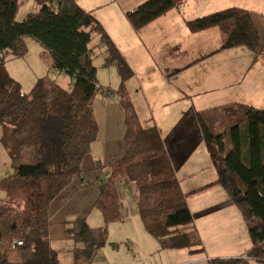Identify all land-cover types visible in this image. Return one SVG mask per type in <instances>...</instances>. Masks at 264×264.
Instances as JSON below:
<instances>
[{
	"label": "trees",
	"instance_id": "trees-1",
	"mask_svg": "<svg viewBox=\"0 0 264 264\" xmlns=\"http://www.w3.org/2000/svg\"><path fill=\"white\" fill-rule=\"evenodd\" d=\"M38 10L22 21L16 15L25 0H0V142L7 148L13 172L0 178V264H60V252L50 239L51 203L78 176L96 140L99 125L94 101L98 93L117 99L124 116L120 154L103 168L93 206L105 225L91 227L86 219L71 222L67 231L76 246L69 264H91L108 241L107 225L122 220L117 181L128 178L138 192L139 213L161 248L202 252L200 235L176 170L165 153L159 128L143 121L128 100L126 81L134 71L95 16L76 0H34ZM186 0H144L127 12L137 30L179 8ZM259 14L230 7L186 21L200 32L219 27V50L246 46L264 53ZM94 34H99L106 64L116 63L121 84L113 90L98 82ZM39 42L56 70L73 79L65 88L57 80L39 78L29 91L5 68L8 57L28 52L24 38ZM217 179L245 219L253 248L264 259V109L230 102L194 111ZM150 121V122H149ZM238 259H214L209 264H233Z\"/></svg>",
	"mask_w": 264,
	"mask_h": 264
},
{
	"label": "crops",
	"instance_id": "crops-1",
	"mask_svg": "<svg viewBox=\"0 0 264 264\" xmlns=\"http://www.w3.org/2000/svg\"><path fill=\"white\" fill-rule=\"evenodd\" d=\"M76 1L99 22L121 21V24L117 23L121 27L119 30L113 28L115 32H112L111 28H107V31L134 71L127 84L138 85L141 90L146 91L147 86L156 83L154 80L150 84L149 78L147 80L145 78L146 73L140 72L135 63H130L127 58V54L130 53L137 55L141 62L146 59L156 64L159 79L176 81L175 86L165 85L164 95L150 94L151 101L153 100L155 105L182 106L181 110L159 120L147 95L148 104L151 119L163 138L165 153L173 163L182 191L186 194L187 204L194 218V227L203 245V251L196 253L188 249L161 248L157 239L145 228L139 213L138 198L134 199L137 211L130 206H126L122 211V203H125V200L119 193L122 220L107 225L109 245L106 244L97 251L91 264H143L148 263L155 254L161 259L157 264H209L214 259H238L233 264H264V259L250 255L253 243L240 210L227 191L215 183L216 168L206 149L195 117L196 108L194 106L184 108L189 101L195 103L207 100V97L211 96L210 98L222 101L220 102L222 105L241 102L264 109V53L257 54L253 51L255 54L253 55L244 49L246 48L244 46L219 50L223 44V33L219 27L193 33L186 23L188 19L230 7H240L259 14L258 26L264 36V0H186L179 8L170 10L139 30L133 27L127 18V12L144 0H129L128 8H120L118 13L115 9L117 0ZM103 9L106 11L102 12ZM93 47L96 50L97 45ZM203 64L209 66L202 67ZM186 78L187 80H183ZM115 102L119 106L117 100L107 101L108 104ZM115 108L113 111H116ZM102 111L111 115L109 106L106 109L103 107ZM117 114L119 116L117 128L113 119V122L108 119L102 121L97 119L99 132L89 154L83 160L80 174L51 203L50 239L52 246L59 252L63 251L61 245L74 244L73 235L67 231L72 221L84 218L91 227L99 228L105 225L102 213V217L94 216V222L88 221V217H91L93 212L91 208L98 195L99 178L106 177L109 173L103 166L115 159L122 150L124 116H120L118 109ZM111 128L115 130L113 134ZM0 133L1 139L3 127ZM1 144L4 146L2 142ZM4 148L9 158V152L5 146ZM12 172L13 168L10 165V170L0 178H5ZM122 179L117 181V188ZM133 185L136 188L134 183ZM3 198L4 196L0 195V201ZM81 208L83 212L85 209L86 214H82ZM75 214L82 216L70 218ZM146 234L155 239L156 247L149 253L146 254V250L144 255L139 256L141 237L143 242L151 240ZM55 242L58 245H55ZM107 246L112 252L106 253V256L99 255L100 252L108 250ZM181 251L187 253H178Z\"/></svg>",
	"mask_w": 264,
	"mask_h": 264
},
{
	"label": "rangeland",
	"instance_id": "rangeland-1",
	"mask_svg": "<svg viewBox=\"0 0 264 264\" xmlns=\"http://www.w3.org/2000/svg\"><path fill=\"white\" fill-rule=\"evenodd\" d=\"M127 1H129V0H117L116 6H115L117 13H118L120 8L121 9L128 8L127 7L128 6ZM38 8H39V5L36 4V2L34 0H25V3L19 9V11L16 15V20L22 21L29 12L36 11V10H38ZM105 9H110V8H105ZM105 9H103L102 12L106 11ZM122 11L127 12L128 10H122ZM124 17L126 18V15ZM100 22L108 34H109V32L107 31V28H111L112 32H115L113 30V28H116L117 30H119L121 28L117 25V23L121 24V21H116V22L105 21L104 23H103V21H100ZM126 22L130 23L129 21H126ZM24 40H25V43L27 44V47H28L27 54L23 57H12V58L10 57L5 62L4 66L7 69L8 73L13 78H15L16 80L21 82L22 87L25 91H29L32 88V86L35 84V82L41 77H48L51 79H55V80H57V82H59L65 88H67L68 86H70L72 84L73 79L70 75L66 74L65 72L62 73V72L56 70L55 68H53V66L51 65L50 60H49L50 59L49 55H46V56L42 55V51L44 50V48L39 42H37L34 38H32L30 36H26L24 38ZM90 45L91 46L97 45L96 50H95L96 56H95L94 63L96 65V67L98 68V82H99L100 86L109 87L113 90H116L121 84V75H120V72L118 70V66L116 63L106 64V52H105V48L101 44V37L99 34L93 35V39H92V42ZM244 47H246V46H244ZM244 49H247L248 51L251 52V54L253 53V55H255L253 50L250 49L249 47H246ZM238 57L239 56H235V58H238ZM251 57L253 58L254 56H251ZM127 58L129 59L130 63L132 62V63H135L137 65L140 72H142L143 74L146 73L145 78H146V80H147V78H149L150 84L152 81H154V80L156 81V83H154L150 86H147L146 91L141 90L138 85H132V84L129 85V83L127 84V81L129 79L126 81L128 100L134 105L137 113L139 114L140 118L143 121L152 120L151 119L152 116H151V112H150V105L148 104L149 98H150L151 106H153L154 112H155L156 116L159 118V120L163 119L164 116H166L168 114L169 115L172 113L175 114V112L177 110H179V109L181 110L182 106H175V105H171V104H167V105L156 104L155 105L153 100L151 101V95L152 96H154L155 94L157 96L158 95H164V93L166 92V86L165 85H170V86L174 85L175 86L176 81L171 82L174 79H172L170 81H168V80L163 81L161 78L159 79V73H158V70L156 67L157 65L156 64L154 65L152 63V61H150V60L144 59L143 62H141V59L137 55L131 54V53L127 54ZM127 62H128V60H127ZM208 66H209V64H203L202 67H208ZM183 80H187V78L183 79ZM178 82L180 83L181 80H178ZM147 95L149 98L147 97ZM210 97L211 96H208L207 100L196 101L195 103H192V101H189L188 104H186L184 106V108H191V106H194L196 108V110H202V109L212 108V107L222 105V103H220L222 101H220L216 98H210ZM110 98H111L110 96H103V93H98V95L96 96L95 101H94L95 117H96V120L98 119L100 121L108 119L110 122H113L112 121V119H113L114 123L116 124V128H117V118L119 117L117 114V109L119 110L121 117H123V112H122V109L120 108V106H117L116 102H115V104H108L107 103V101ZM114 100L116 101L117 99L114 98ZM160 102L162 103V101H160ZM108 106H109V109L111 110L110 116L107 113H105L104 111H102L103 107L106 109V108H108ZM114 108L116 109V111L115 110L113 111ZM111 129H112L111 132L113 134L115 132V130H114V128H111ZM0 131H2L1 126H0ZM9 162H10V156H9V158L6 156V149L1 144L0 145V177H4L6 172L8 170H10V163ZM118 191L121 194V198L123 200H125V203H122V208H123L122 211L125 210L126 206H130L131 209L133 208V210L137 211L138 207L135 203L136 200H134V199L138 198V192H137L136 188L134 187L133 183L128 178H124L118 183ZM0 195L5 197V191L3 189H0ZM68 205H71V204L68 203ZM91 209L93 210V212L91 213V217H88V221L94 222V220H95L94 216L95 215H98V217L99 216L102 217L99 209H97L94 206ZM81 210H82V214H86V213H84L85 209H84V212H83L82 208H81ZM86 210H88V209H86ZM79 214H81V213H79ZM78 216H82V215L75 214L70 218H78ZM146 235H148L149 239H151V240H150V242L149 241L143 242L142 237H141V240L139 242V244L141 246L139 248V249H141V250H139V256L144 255L143 253L146 250H147V252H146V254H147L153 250V247L154 248L156 247L155 239L152 236H149V234H146ZM151 241H152V244H151ZM73 243L74 244H72L71 246H73V248H74L76 246V242H74V240H73ZM55 245H58V243L55 242ZM107 245H109V244H107ZM71 246L61 245V247L63 248V251L62 252L60 251V264H69L73 261V252H72L73 248ZM125 247H128V246L125 245ZM106 249H108V250H105L104 252H100L99 255H103V256L105 255L106 256V253L112 252V250L108 246ZM140 252H142V253H140ZM178 253L184 254L187 252L181 251ZM159 257L160 256L155 254V255H153L152 258H150L148 263L144 262L143 264L160 263L161 259H159Z\"/></svg>",
	"mask_w": 264,
	"mask_h": 264
},
{
	"label": "built area",
	"instance_id": "built-area-1",
	"mask_svg": "<svg viewBox=\"0 0 264 264\" xmlns=\"http://www.w3.org/2000/svg\"><path fill=\"white\" fill-rule=\"evenodd\" d=\"M110 97H111V98H110L111 100H114V97H113V96H110Z\"/></svg>",
	"mask_w": 264,
	"mask_h": 264
}]
</instances>
